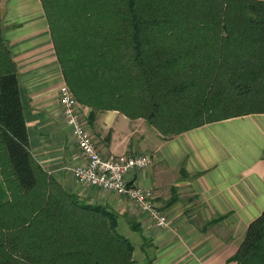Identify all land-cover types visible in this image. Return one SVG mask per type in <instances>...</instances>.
<instances>
[{"label": "trees", "instance_id": "trees-1", "mask_svg": "<svg viewBox=\"0 0 264 264\" xmlns=\"http://www.w3.org/2000/svg\"><path fill=\"white\" fill-rule=\"evenodd\" d=\"M79 103L113 102L171 137L264 113V0H40ZM0 24V141L18 188L0 210V264H132L114 211L38 184ZM13 179V180H14ZM46 179V178H45ZM231 261L264 264V212Z\"/></svg>", "mask_w": 264, "mask_h": 264}, {"label": "crops", "instance_id": "crops-1", "mask_svg": "<svg viewBox=\"0 0 264 264\" xmlns=\"http://www.w3.org/2000/svg\"><path fill=\"white\" fill-rule=\"evenodd\" d=\"M40 2L0 0L2 37L18 72L38 184L52 179L84 204L114 211L118 232L134 247L132 264H237L231 258L249 224L264 212V113L164 137L145 119L118 111L113 102L77 101L103 157H150L148 167L127 177L152 190L153 203L167 218L166 226L157 227L128 198L73 179L72 169L86 158L62 113L59 89L68 84ZM13 179L0 141V205L12 202L8 189L18 188ZM11 217L0 210V220Z\"/></svg>", "mask_w": 264, "mask_h": 264}, {"label": "built area", "instance_id": "built-area-1", "mask_svg": "<svg viewBox=\"0 0 264 264\" xmlns=\"http://www.w3.org/2000/svg\"><path fill=\"white\" fill-rule=\"evenodd\" d=\"M62 113L71 128L72 138L82 155L83 165L72 169L73 179L102 192L115 193L128 198L157 227L167 225L166 216L153 203L151 189L138 187L129 182L128 177L151 163L148 155L103 157L94 144L79 112L78 102L67 85L59 89Z\"/></svg>", "mask_w": 264, "mask_h": 264}]
</instances>
